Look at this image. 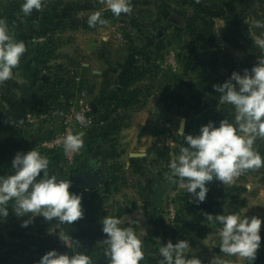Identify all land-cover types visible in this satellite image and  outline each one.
<instances>
[{
  "label": "crops",
  "instance_id": "0c3cea01",
  "mask_svg": "<svg viewBox=\"0 0 264 264\" xmlns=\"http://www.w3.org/2000/svg\"><path fill=\"white\" fill-rule=\"evenodd\" d=\"M165 1L131 0L146 5L147 8L150 7L151 11L156 4H163ZM161 12L162 10L160 14ZM133 15L138 19L143 18L139 14ZM162 15H165V11ZM159 18L156 17V22H159ZM218 23L221 28L216 32L211 30L208 32V49L203 48L196 52L184 45L183 36L173 31V28L152 36V42L146 47L145 55L156 67L158 74L160 57L166 52H176L183 66L186 65V54L189 51L193 52L195 57L203 59L200 64L188 71L189 74L186 75L184 70L177 73L179 78L184 77L183 81L177 80L178 83L172 82L170 86L166 85L167 87L164 82L159 81V75L154 76L152 80L148 78L132 85L130 83L132 74L136 67L143 65L142 62L137 66H126L122 70L116 66H106L103 62V66H100L98 59L93 58L92 61H82L80 66L77 64L69 67L71 69H68L69 71L78 75L80 84L70 85L66 94L69 93L71 99H78L81 96L86 98L94 113H97L95 124L87 131L81 132L84 154L77 164L76 174L88 169L93 170L95 167L96 172L102 173L104 180L99 188L89 195H85V192L76 186L69 189L73 193L83 194L84 216L72 224L62 225L56 220L47 221L42 216H36L27 227H22L23 221L27 220L28 216L18 217L13 207L9 208V215L0 222V264H37L40 258L52 249L69 255L83 253L91 257L92 264H110L109 257L105 255L107 245L103 240L106 234L102 231L101 223L106 216L119 218L122 221L121 227H132L142 239L145 255L140 264H149L150 261L160 264L162 257L158 249L166 245L169 240L173 244L179 240H187L191 247L186 250L185 255L198 258L201 264H208L209 239H199L194 228L195 225H208L205 213L210 214L214 210L220 212L219 197L234 195L242 200L246 205L242 217L249 215L248 207L264 208V179L256 178L258 177L256 172L259 171L253 169L241 174L228 185L215 179L209 182L207 185L209 192L203 202L205 208L191 213L177 225L167 219L164 211L158 213L147 208L152 195L153 182L165 184L162 170L164 164L161 161L160 151L176 146L172 138L176 127L177 132L181 128L186 131L185 116L179 110L171 109V106L169 109L164 106L166 100L177 107L182 105V93L177 91L178 95L175 94L173 88L183 89V84L186 85L189 79L201 84V78L197 79L195 76L201 71L204 74L208 73V78L204 75L207 78L204 82H208V86L201 84L204 85L200 90L201 93L197 94L199 91L194 90L191 99L196 101L208 99V122L216 114L224 118L236 114L233 106L219 103L220 94L214 90L213 85L224 83L231 76L232 70L240 73L243 64L238 56L240 54L242 56L245 51L243 47H239V43H242L239 42L241 38L234 39L233 31L224 23V19H219ZM145 26L149 27L147 24ZM150 29L145 30L151 31ZM26 48L27 51L22 56L20 64L13 69L12 79L0 85V166L2 168L3 165L12 166V160L17 152L27 153L37 150L49 160V175L58 178L59 173L62 172H59L63 167L62 161L58 171L55 172L52 161L54 157L48 156L39 149V140L43 135H38L36 127L25 126L23 123L26 112L44 98L43 85L35 77V65L31 63L35 48L31 45H26ZM207 50L208 70L204 64L206 60L201 57L205 56ZM210 52L220 55L219 63L210 58ZM128 86L141 88L138 91L140 103L126 109L120 104H115V89L120 90ZM70 89L73 91L70 92ZM194 114L193 117L199 116ZM262 143L264 139L256 140L254 147L257 151ZM7 176H9L8 172L5 177ZM170 197L171 194L166 195L165 203ZM249 198L252 205H248ZM257 217L261 218L262 214L258 212ZM214 226L216 228L212 237L222 228L218 223H212V227ZM153 243L157 249L155 255L151 253L154 248ZM211 249L212 252L217 250L212 246Z\"/></svg>",
  "mask_w": 264,
  "mask_h": 264
},
{
  "label": "clouds",
  "instance_id": "9594fccd",
  "mask_svg": "<svg viewBox=\"0 0 264 264\" xmlns=\"http://www.w3.org/2000/svg\"><path fill=\"white\" fill-rule=\"evenodd\" d=\"M46 2L24 0L21 11L25 17L30 16L33 10L39 12ZM100 2L116 17L133 12L131 0ZM107 23L99 10L87 18L89 27ZM259 46L264 48V41L259 42ZM26 51L25 43L10 34L6 21L0 19V85L12 79L13 69L18 67ZM213 88L220 94V104L235 108L234 123L223 119L217 126L214 121H209L195 136L185 135L181 128L179 134L184 137L187 147L182 146L180 155L169 164L168 179L186 189L197 205L206 200L207 185L214 179L228 185L246 171L264 167V157L254 147L258 138L264 139V57L257 58L250 72L246 69L242 75L233 71L229 79L213 85ZM76 119L86 123L83 115H77ZM82 137L83 133L64 137L65 151L78 152L84 144ZM12 168L15 174L0 177V222L9 215V201H14L12 209L18 217L28 216L22 227H27L36 216L47 221L56 220L62 225L83 218V194L69 190L72 186L69 179L50 176L49 160L39 151L17 152ZM204 215L209 223L222 226L217 233L221 253L235 256L246 264H254L261 247L260 232L264 220L240 214ZM101 223L106 234L103 240L107 245L105 255L109 257L110 264H140L144 260L143 241L132 227H121L122 221L117 217L106 216ZM190 247L187 240H179L175 244L169 240L158 249L162 257L160 264H201L198 258H186L185 252ZM37 264H92V260L83 253L69 255L52 249ZM214 264L226 262L214 260Z\"/></svg>",
  "mask_w": 264,
  "mask_h": 264
},
{
  "label": "rangeland",
  "instance_id": "374dc122",
  "mask_svg": "<svg viewBox=\"0 0 264 264\" xmlns=\"http://www.w3.org/2000/svg\"><path fill=\"white\" fill-rule=\"evenodd\" d=\"M23 2L24 0H0V19L6 21L9 31H13L15 36H18V40H22L25 45L41 46L53 42L55 53L52 55V59H54L52 64L57 67L52 68L54 69V74L62 79L67 76L65 72L66 74H72L75 78L78 77L76 73L69 71L71 70L69 67L77 66V64L80 66L82 61H92L93 58L95 60L96 58L98 59L100 66H103L104 63L106 66H116L122 70L126 66H137L138 63H143L147 59L145 55L146 47L152 42V36H156L158 32L164 33V31L171 28L183 36L184 45L189 46L191 51L196 52L197 50L201 51L203 48L208 49V30L216 32L217 29L221 28L218 25L220 23V21L218 23L219 19H224V23L229 25L230 30L234 32V39H237L235 36L236 28H240L241 33L243 32L241 34L243 37H240L241 41H239L242 43H239V47H243L245 52L242 56L241 54L238 56V59L242 60V68L253 67L257 63L258 57H264V48L259 46V42L264 41V0H169L163 4H156L153 11L149 9L150 7L147 8L148 6L146 5L132 2L133 12L131 14H121L119 17L114 16L111 10L107 9L100 0H47L45 6L39 12L33 10L30 16L25 17L21 11ZM98 10L112 18L104 17L108 23L95 29V27L88 26L87 18L91 13ZM160 10H162L161 14ZM164 11L165 15L163 16L162 13L164 14ZM133 14L142 15L143 18L133 20ZM156 17H160L159 22H156ZM48 18L50 21H46ZM145 24L149 25V27H146ZM61 25L74 26L76 30L67 31V33L64 32L61 35L62 32L59 33L60 30H56ZM146 28H151V31L145 30ZM130 29L136 33L131 32ZM43 31L47 32V34L39 35L44 34L42 33ZM144 36L145 38H143ZM193 52L189 51L186 54L187 62L185 66L179 59L181 66L184 68L182 70H184L186 75L189 74L188 71L191 68H194L195 65L200 64L201 60H203L195 57ZM201 57L206 60L204 64H206L208 70V50L205 52V56L202 55ZM160 58L159 65L161 66L163 56ZM61 68L63 71H61ZM158 75L160 76L159 81L164 82L165 86H170L169 84L172 82L178 83L177 80L180 79L184 80V77L179 78V75H172L161 69H159ZM204 75H207L208 78V73L204 74L203 71L197 74L195 78H201V84H205L207 87L208 82H204V79L207 80ZM170 77H175L176 79ZM201 84L198 82L194 83L193 80L189 79L186 85L183 84L182 91L173 88L175 94L178 95L177 91L182 93L183 102L181 106L178 104L179 108L171 101L166 100L164 102L166 109L171 106V109L179 110L184 116L189 114L193 117V113L198 114V119L196 117L193 118L194 120L197 119L196 122L187 120L186 123V127L187 125L198 124V131L201 126L208 123L206 101L191 99L194 90L196 92L199 91L197 94L201 93L200 90L204 88V85ZM133 89H137L133 92H136L138 96V91L141 88L136 86L132 87ZM72 90L70 89V91ZM183 132L185 134V130ZM178 136L181 135L177 132L176 127L172 135L176 146L172 149L166 148L160 151L161 161L164 164L162 170L165 176V184L172 186L171 191L167 193L168 195L171 194V197L166 200V203H169V200H175L181 194L178 184H174L168 179V174L170 173L169 164L172 159L180 155L179 148L182 139H177ZM253 170L257 171V169ZM61 171L62 169L59 170V172ZM258 171H260L256 172L258 177H254L264 179V167H261ZM63 176L62 179H65ZM236 199L238 198L233 195L225 197L223 201L225 200L224 202L228 203ZM166 203L163 211L167 219L172 221L167 216L168 205ZM248 203V205H252L250 198ZM13 206L14 201H9L7 207L12 208ZM225 208L228 207L226 206ZM248 208V217L257 216L259 212L262 214L261 219L264 220V208ZM225 210V213L230 212V209ZM245 210L246 205L244 203V207L241 209V216ZM223 212L222 209L219 214H223ZM208 226L213 228V233L216 226L212 227V223L209 222ZM212 235L208 238V264H214V260H224L226 264H246V261L240 260L235 256H227L221 253L219 251V237L217 234L213 237ZM260 235L262 238L261 247L257 251L254 264H259V260L263 261L264 259V223L261 225ZM213 242L216 244L213 245ZM211 246L214 249L217 248V250L215 249L217 252L215 250L212 252Z\"/></svg>",
  "mask_w": 264,
  "mask_h": 264
},
{
  "label": "trees",
  "instance_id": "16d2710c",
  "mask_svg": "<svg viewBox=\"0 0 264 264\" xmlns=\"http://www.w3.org/2000/svg\"><path fill=\"white\" fill-rule=\"evenodd\" d=\"M107 17L108 19H111V16H106V13H102V18L106 20ZM133 20L134 19H138L135 18L134 15L132 16ZM132 20V21H133ZM46 21H50V19H46ZM100 25L97 24V26L95 27V29L97 27H99ZM57 31L62 32L61 35L64 32L67 31H72V30H76L75 27H71V26H60V28L56 29ZM46 31V30H45ZM43 31L42 33L44 34H39V35H46L47 32ZM10 32V31H9ZM209 32V30H208ZM54 33V32H53ZM234 33V32H233ZM10 34L15 36V33L12 31L10 32ZM241 34H243V32L241 33V29L240 28H236L235 30V36L238 38L243 37ZM35 37H37V35H35ZM15 38L18 40V36H15ZM245 39V38H243ZM54 47V43L50 42L47 45H41V46H34V54L32 56L31 59V63L33 65H35V77L38 78L42 85H43V89H44V98L34 104L32 106V108H30V110L28 112H26L25 116H24V125L25 126H29L26 124L25 122V118L26 115L31 112V113H39L40 111L44 110V109H48L51 106L60 103L61 100H68L71 97L69 96V93L66 94V90L70 87V85H74L75 84V76L73 77V75L71 74H66L65 72V78L62 79L61 77H59L58 75L54 74V69L57 66L55 64H52V62L54 61V59H52V55L55 53V50L53 49ZM210 58L215 60V61H220V55L216 54L214 55L213 53L209 54ZM147 58V56H146ZM142 66H138L136 67V69L134 70V73L132 74V79L130 80V83L132 85L137 84V83H141L142 81H144L145 79H152L154 78V76H158V71L156 69V67L150 63V59L147 58L143 63ZM54 65V66H52ZM53 67V68H52ZM248 68H252L251 66H249ZM62 69V68H61ZM63 71V69L61 70ZM65 71V70H64ZM233 72V70L231 71V73ZM130 88V86L122 88L120 90L115 89V97H116V101L115 104H120L122 107L130 108V107H135L136 105H138L140 102L138 100V96L137 93L133 92L134 90L137 89H133ZM72 92V91H70ZM206 105L208 107V99L206 101ZM94 115L96 116L97 113H94ZM185 118L188 121H195L198 119L196 116V120H194V117H191L189 114L185 115ZM225 118H227L226 120H228L230 123H234V118L235 115H227L225 116ZM224 117H221L219 114H216L214 116H212L211 121H214L216 123V125H219V122L223 119H225ZM191 124L190 126L187 125L186 127V131H185V135L187 134H191V135H198L199 134V125L197 124ZM38 132V135H44L45 132L43 130V127H39L36 129ZM198 131V132H197ZM180 138L181 143H180V148L181 147H187L184 137L183 136H178L177 139ZM41 141V139L39 140V142ZM258 152L260 153V155H264V143H262L260 145V148L258 150ZM48 156H53L54 158L52 159V161L54 162L53 164V169L54 171H58L59 169V164L62 161V158L60 155H55L53 153H48ZM0 176L5 177L7 175V172L9 173V175H13L15 174V170L12 168V166L10 165H3V168L0 166ZM260 172V171H259ZM63 174L60 173L58 176V179H62ZM64 177V176H63ZM75 187V186H73ZM107 190V187H106ZM220 195V193L218 194ZM219 197V196H218ZM225 197H219L220 200V211H222L223 209V214L227 215V214H241V209L244 207V203L241 200H231L228 203H225L223 201ZM173 203H175V207L176 211H177V216L176 218L173 220V224L177 225L181 222H183L185 220L186 217L190 216L191 213H196L198 210H200L201 208H205L203 205V202L200 203L199 205H197L192 197V195L190 193H187V191L181 192V194L178 195V197L173 200ZM228 208H225V207ZM225 209H230V212H226L225 213ZM212 215H218L219 212L218 211H211ZM212 228L208 225H195L194 228V232L196 233V236L199 239H208L211 234H212ZM152 250L151 253L153 255L157 254V249L155 248L156 245L153 243L152 244ZM186 258L188 259H192V256L189 255H185ZM149 264H155V262L150 261ZM259 264H264V259L263 261L259 260Z\"/></svg>",
  "mask_w": 264,
  "mask_h": 264
},
{
  "label": "built area",
  "instance_id": "2783aa9c",
  "mask_svg": "<svg viewBox=\"0 0 264 264\" xmlns=\"http://www.w3.org/2000/svg\"><path fill=\"white\" fill-rule=\"evenodd\" d=\"M162 71L177 74L182 71L183 67L179 62L177 54L173 51L166 52L163 55L162 64L160 66ZM250 72V68H243L240 73L243 75L245 70ZM80 80L76 77L75 84ZM73 91V90H72ZM77 115H83L86 123H80L77 121ZM25 122L30 127H43L45 134L42 136L39 142V149L45 153H53L60 155L62 158V174L65 179H69L72 182L77 172V164L84 154L83 147L75 153L66 152L63 144L64 137L69 134H79L83 131L90 129L96 122V116L90 103L84 97L78 99L61 100L51 106L48 109H44L39 113L29 112L26 115ZM189 135V134H187ZM178 189L181 192L186 191L178 184ZM167 216L170 220H174L177 216V211L173 201L169 200L166 203Z\"/></svg>",
  "mask_w": 264,
  "mask_h": 264
},
{
  "label": "water",
  "instance_id": "95a60500",
  "mask_svg": "<svg viewBox=\"0 0 264 264\" xmlns=\"http://www.w3.org/2000/svg\"><path fill=\"white\" fill-rule=\"evenodd\" d=\"M103 180L104 176L100 171L96 172L92 169H88L84 172L75 174L73 178V185L84 191L85 195H89L91 192H94L99 188ZM151 189L152 195L150 196L147 208L149 211L161 213L165 207V197L167 193L171 191L172 186L160 184L158 181H154Z\"/></svg>",
  "mask_w": 264,
  "mask_h": 264
}]
</instances>
